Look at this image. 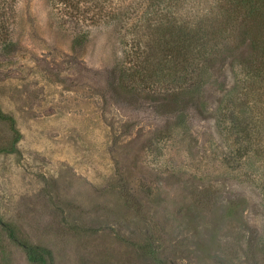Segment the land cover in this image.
<instances>
[{
    "label": "rangeland",
    "instance_id": "1",
    "mask_svg": "<svg viewBox=\"0 0 264 264\" xmlns=\"http://www.w3.org/2000/svg\"><path fill=\"white\" fill-rule=\"evenodd\" d=\"M133 8L0 0V109L21 135L2 151L0 121L1 219L48 264H264V90L246 96L229 56L241 16L192 78L163 80L174 64ZM0 264H32L1 228Z\"/></svg>",
    "mask_w": 264,
    "mask_h": 264
},
{
    "label": "trees",
    "instance_id": "2",
    "mask_svg": "<svg viewBox=\"0 0 264 264\" xmlns=\"http://www.w3.org/2000/svg\"><path fill=\"white\" fill-rule=\"evenodd\" d=\"M118 1L123 3L126 0ZM129 1L135 4L133 11L139 12L140 24L137 26L141 27L143 23L146 27L155 31L154 40L157 42L155 47H159V51L169 60V63L174 64L171 73L164 74L165 77H158L163 80L168 79L170 76L174 77L178 70L185 71L188 78H192L195 73V60L203 55L202 53L210 43L217 41L218 38H224L220 36L221 32L226 30L224 33L229 36L232 29L228 25L229 22L232 21L233 24L241 16L240 25L243 27L241 31L242 47H240L238 54L229 56H231L232 61L236 60L238 65L245 69L246 96L247 94L249 96L250 93L256 95L258 89L262 88L264 90V0ZM226 18L227 21L224 20ZM134 35L136 36L134 38V40L136 39L135 46L139 51L142 49L143 41L138 39L136 33ZM144 63H147V60ZM144 66L133 70L130 76L141 77V70L143 71ZM115 72L114 69L112 74ZM260 85L263 87H260ZM181 93H175L169 102L161 103V111H181L180 107L184 106ZM0 121H5L13 134L10 149H2V151L14 152L16 150L15 145L21 138L15 127V120L0 109ZM231 210L232 208L229 207L227 214ZM0 228L5 232L8 239L18 244L25 251L26 258L30 263L48 264L51 261L49 250L19 241L14 229L5 223L1 217Z\"/></svg>",
    "mask_w": 264,
    "mask_h": 264
}]
</instances>
